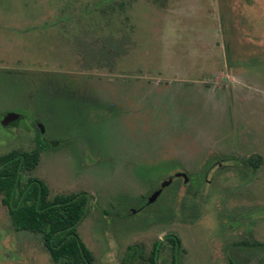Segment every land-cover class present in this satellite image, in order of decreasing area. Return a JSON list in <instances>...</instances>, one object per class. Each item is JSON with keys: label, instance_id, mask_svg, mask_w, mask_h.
<instances>
[{"label": "rangeland", "instance_id": "1", "mask_svg": "<svg viewBox=\"0 0 264 264\" xmlns=\"http://www.w3.org/2000/svg\"><path fill=\"white\" fill-rule=\"evenodd\" d=\"M37 140L25 176L92 196L95 264L168 233L180 264H264V0H0V155ZM0 264H55L1 202Z\"/></svg>", "mask_w": 264, "mask_h": 264}, {"label": "trees", "instance_id": "2", "mask_svg": "<svg viewBox=\"0 0 264 264\" xmlns=\"http://www.w3.org/2000/svg\"><path fill=\"white\" fill-rule=\"evenodd\" d=\"M37 131L38 135L41 134L38 127ZM37 141L31 150H11L0 155V202L6 207L15 230L40 235L42 246L53 263L95 264L93 253L77 230L89 211L92 196L78 191L49 198V188L42 179L30 175L26 177L25 174L39 163L41 152L50 147ZM235 165L241 170L257 169V163L252 158L241 159ZM249 245L264 248V242L255 241ZM165 246L172 251L171 264H180L181 242L173 233L154 241L146 256L142 255L138 244L128 246L122 264L143 260L149 264H160V255Z\"/></svg>", "mask_w": 264, "mask_h": 264}, {"label": "water", "instance_id": "3", "mask_svg": "<svg viewBox=\"0 0 264 264\" xmlns=\"http://www.w3.org/2000/svg\"><path fill=\"white\" fill-rule=\"evenodd\" d=\"M20 119H21V115L19 113L9 112V113L5 114V116L3 117L2 121H1V124L3 126H8V125L15 126L18 124ZM36 126L38 127V129L41 132L44 130L41 122H37ZM173 177H182L184 183H187V181H188V176L185 172H176L173 174V176L165 178L161 182V184L154 190V192L149 196V198H148L149 203H151L152 201H154L156 199V197L160 194V192L163 190V188L171 181V179Z\"/></svg>", "mask_w": 264, "mask_h": 264}, {"label": "flooded vegetation", "instance_id": "4", "mask_svg": "<svg viewBox=\"0 0 264 264\" xmlns=\"http://www.w3.org/2000/svg\"><path fill=\"white\" fill-rule=\"evenodd\" d=\"M148 205V204H147Z\"/></svg>", "mask_w": 264, "mask_h": 264}]
</instances>
